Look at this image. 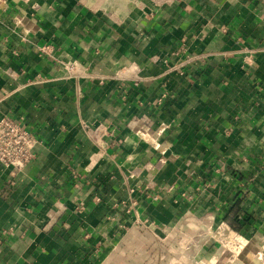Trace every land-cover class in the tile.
<instances>
[{
	"label": "crops",
	"instance_id": "crops-1",
	"mask_svg": "<svg viewBox=\"0 0 264 264\" xmlns=\"http://www.w3.org/2000/svg\"><path fill=\"white\" fill-rule=\"evenodd\" d=\"M4 116L0 264H264V0H0Z\"/></svg>",
	"mask_w": 264,
	"mask_h": 264
},
{
	"label": "built area",
	"instance_id": "built-area-1",
	"mask_svg": "<svg viewBox=\"0 0 264 264\" xmlns=\"http://www.w3.org/2000/svg\"><path fill=\"white\" fill-rule=\"evenodd\" d=\"M45 52V48H42ZM68 72H76L74 61L65 64ZM34 135L20 121L4 116L0 120V163L14 170L24 169L34 157Z\"/></svg>",
	"mask_w": 264,
	"mask_h": 264
},
{
	"label": "rangeland",
	"instance_id": "rangeland-1",
	"mask_svg": "<svg viewBox=\"0 0 264 264\" xmlns=\"http://www.w3.org/2000/svg\"><path fill=\"white\" fill-rule=\"evenodd\" d=\"M154 238L155 237H153L152 235H150L147 232L146 233H141V234H132L130 237H128L127 243H132L133 244L135 242V244H136L135 246L138 245V246H141V248L140 247H135V246H129L128 249L122 250V251H126L125 254H124L125 255V260H122V262L125 261V263L127 264V261H130L128 264H132V260H134V264H149L150 259L152 258V261H153V258L155 256H154V252H152V251L150 252L149 251L148 243L150 242V240L154 241ZM224 242H225V244H224ZM223 244L225 246H229V247L233 248V243L230 240L223 241ZM172 251L175 252V253L176 252L180 253L181 250L179 248H173ZM162 253H164V249L156 250L155 254H158V257H156L157 258V263L156 264H160V262H158V261L162 260V258H163V256H161ZM167 253H171V252L168 251ZM234 261H237V260H234ZM232 263H233V261H232ZM228 264H230V263H228Z\"/></svg>",
	"mask_w": 264,
	"mask_h": 264
},
{
	"label": "bare ground",
	"instance_id": "bare-ground-1",
	"mask_svg": "<svg viewBox=\"0 0 264 264\" xmlns=\"http://www.w3.org/2000/svg\"><path fill=\"white\" fill-rule=\"evenodd\" d=\"M237 253V252H236ZM237 261H233L234 264H242V262L239 259H236ZM229 263L231 264L232 261H229ZM232 263V264H233Z\"/></svg>",
	"mask_w": 264,
	"mask_h": 264
}]
</instances>
